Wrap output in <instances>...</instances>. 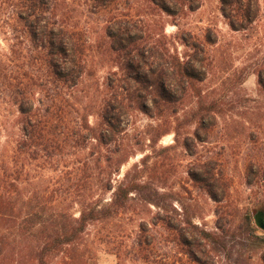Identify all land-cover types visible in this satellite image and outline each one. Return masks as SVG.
Returning a JSON list of instances; mask_svg holds the SVG:
<instances>
[{"label":"trees","instance_id":"obj_1","mask_svg":"<svg viewBox=\"0 0 264 264\" xmlns=\"http://www.w3.org/2000/svg\"><path fill=\"white\" fill-rule=\"evenodd\" d=\"M144 1L150 6L145 14H132L129 0H0L5 45H0V100L16 109L19 130L11 154L0 144V264H97L88 239L92 226L119 256L129 253L146 264H218L220 258L257 264L253 248L264 244V233L258 235L249 218L237 231L231 222L229 229L217 224L219 232L191 219L174 227L171 217L162 219L164 234L155 222H141L131 233L122 225L129 212L136 216L142 208L159 207L153 184L115 179L130 158L123 118L140 111L169 128L170 118L214 63L204 45L184 40L204 54L190 65L172 53L165 28L147 19L154 9L183 18L198 10L201 0ZM219 1L231 30L255 41L256 48L264 46L261 0ZM92 17L103 22L99 32L89 26ZM205 43L217 45L218 37L209 30ZM96 56L118 72L90 91L83 80L91 76ZM250 67L264 90V58ZM90 117L97 119L95 125ZM146 159L142 166L148 170ZM205 168L207 180L196 173L192 179L209 189L220 187L214 169ZM47 169L59 174L48 184ZM222 186L221 197L209 191L218 203L228 198ZM219 214L230 217L223 208ZM170 231H177L179 245L188 249L187 260L164 252L172 243ZM258 264H264V252Z\"/></svg>","mask_w":264,"mask_h":264},{"label":"rangeland","instance_id":"obj_2","mask_svg":"<svg viewBox=\"0 0 264 264\" xmlns=\"http://www.w3.org/2000/svg\"><path fill=\"white\" fill-rule=\"evenodd\" d=\"M129 1L132 14L135 10H143L145 14L146 7H150L144 0ZM261 1L264 9V0ZM154 10L147 19L165 28L172 53L185 58L190 65H197L196 56L203 58L204 54L197 53L184 40L188 44L197 41L205 46L214 63L208 67L206 79L189 91L180 113L170 118L169 128H161L159 120L140 111L123 118V127L127 130L124 143L129 146L126 156L130 158L115 179L153 184L159 207L150 206L148 212L142 208L136 216L129 212L122 225L131 233L141 222H155L158 227L154 228L164 234L162 219L171 217L174 227H185L187 219H191L208 231L219 232L217 224L229 229L227 224L231 222V227L237 231L244 219L249 218L258 229L257 234L263 235L255 215L264 211V90L250 66L264 58V46L256 48L255 41H246L243 33L231 30L221 14L219 0H201L200 8L183 18H172L159 9ZM88 21L93 32L101 30V18L92 17ZM209 30L213 38L218 37L217 45L205 43ZM91 36L95 40V33ZM0 45L5 47L1 38ZM91 71V76H86L83 82L93 91L103 88L118 69L96 56L92 59ZM16 117V109L0 100V144L7 154H11L19 135ZM96 121L95 117H90L92 125ZM144 157L148 170L142 166ZM206 165L214 169L215 185L220 187L209 189L205 183L192 179L191 174L196 173L203 181L207 180ZM44 174L46 184L59 176L51 169ZM223 183L228 198L218 203L210 197L209 191L221 197ZM222 208L230 217L220 218L222 214L218 212L221 213ZM170 235L172 243L166 244L164 252L187 260L184 253L188 249L179 245L178 232L170 231ZM88 239L97 264H146L129 253L119 256L111 245L99 239L98 227L90 228ZM238 241L235 237V242ZM131 244L132 241L127 240L125 247ZM253 250L258 264L264 244L256 242ZM218 264H227V261L220 258Z\"/></svg>","mask_w":264,"mask_h":264},{"label":"water","instance_id":"obj_3","mask_svg":"<svg viewBox=\"0 0 264 264\" xmlns=\"http://www.w3.org/2000/svg\"><path fill=\"white\" fill-rule=\"evenodd\" d=\"M255 222L257 226L264 231V211H259L255 215Z\"/></svg>","mask_w":264,"mask_h":264}]
</instances>
